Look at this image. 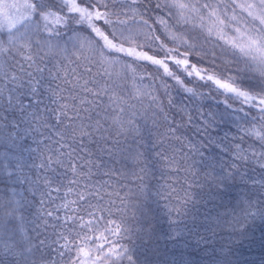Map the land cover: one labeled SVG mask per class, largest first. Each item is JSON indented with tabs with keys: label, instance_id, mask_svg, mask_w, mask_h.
I'll return each mask as SVG.
<instances>
[{
	"label": "snow or ice",
	"instance_id": "6c2138e0",
	"mask_svg": "<svg viewBox=\"0 0 264 264\" xmlns=\"http://www.w3.org/2000/svg\"><path fill=\"white\" fill-rule=\"evenodd\" d=\"M237 184L225 215L248 239L264 0H0V264H150L136 225L161 200L180 264H240L207 210Z\"/></svg>",
	"mask_w": 264,
	"mask_h": 264
},
{
	"label": "trees",
	"instance_id": "16d2710c",
	"mask_svg": "<svg viewBox=\"0 0 264 264\" xmlns=\"http://www.w3.org/2000/svg\"><path fill=\"white\" fill-rule=\"evenodd\" d=\"M246 189L243 185H233L227 190V194L223 196L222 201L217 200L215 203L220 204V207H214L213 204L207 205V210H211L213 218L219 213L222 218L223 230L219 237L222 242L230 239L236 240L234 245L237 258L240 264H264V248L259 244V239L264 235V223L256 221L250 228L249 238H238L233 235L232 228L229 226L232 218L225 215L231 212L232 206L238 204L240 200L245 199ZM165 202L160 201L159 205H150L151 212L148 217L137 228L143 227L147 230L148 235H145L142 245V252L150 261V264H156L157 257L153 255V250L157 249L161 253H167L164 259L167 264H180V250L182 246H176L168 239L169 233L172 231L174 215H169L164 207ZM201 212L206 211L205 207L200 208ZM150 237V238H149ZM257 241L251 243V240ZM185 259L190 260L191 264H209L208 258L204 252L194 251L192 248L185 249ZM220 249L217 246V252Z\"/></svg>",
	"mask_w": 264,
	"mask_h": 264
}]
</instances>
